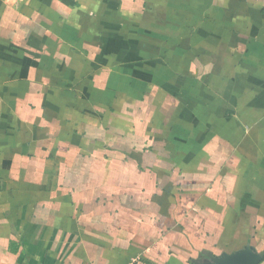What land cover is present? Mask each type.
Listing matches in <instances>:
<instances>
[{
  "label": "crops",
  "instance_id": "crops-1",
  "mask_svg": "<svg viewBox=\"0 0 264 264\" xmlns=\"http://www.w3.org/2000/svg\"><path fill=\"white\" fill-rule=\"evenodd\" d=\"M264 264V0H0V264Z\"/></svg>",
  "mask_w": 264,
  "mask_h": 264
},
{
  "label": "water",
  "instance_id": "water-1",
  "mask_svg": "<svg viewBox=\"0 0 264 264\" xmlns=\"http://www.w3.org/2000/svg\"><path fill=\"white\" fill-rule=\"evenodd\" d=\"M261 260L260 254L256 253L252 247L246 246L233 253L209 256L208 260L202 264H258Z\"/></svg>",
  "mask_w": 264,
  "mask_h": 264
},
{
  "label": "built area",
  "instance_id": "built-area-1",
  "mask_svg": "<svg viewBox=\"0 0 264 264\" xmlns=\"http://www.w3.org/2000/svg\"><path fill=\"white\" fill-rule=\"evenodd\" d=\"M127 264H141V257L136 256L129 260Z\"/></svg>",
  "mask_w": 264,
  "mask_h": 264
}]
</instances>
